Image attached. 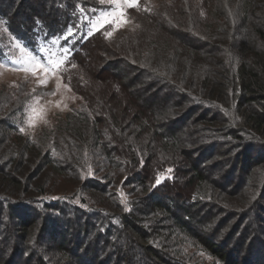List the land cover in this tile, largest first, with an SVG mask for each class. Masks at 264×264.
<instances>
[{
    "label": "trees",
    "instance_id": "obj_1",
    "mask_svg": "<svg viewBox=\"0 0 264 264\" xmlns=\"http://www.w3.org/2000/svg\"><path fill=\"white\" fill-rule=\"evenodd\" d=\"M24 1L0 0L1 24L32 51L69 44L70 80L89 84L92 49L115 44L141 84L116 105L93 87L91 105L34 134L0 90V264H129L126 246L149 264H264V0H187L182 28L139 0L154 33L123 49L126 31L87 33L91 0H40L15 23ZM42 170L80 198L45 196Z\"/></svg>",
    "mask_w": 264,
    "mask_h": 264
},
{
    "label": "rangeland",
    "instance_id": "obj_2",
    "mask_svg": "<svg viewBox=\"0 0 264 264\" xmlns=\"http://www.w3.org/2000/svg\"><path fill=\"white\" fill-rule=\"evenodd\" d=\"M91 1H93V3L95 2L96 6H90L88 8L85 7V18L89 21V24H87L86 27L87 33L99 28H105L107 30L106 33H111V35H115L119 31H126L130 33V35L127 36L128 39H124L125 41H122L121 45H123L124 42L129 43L130 40L138 42V35L141 32L143 35L154 33L152 28L148 29V31L146 29L147 27H151L147 22L148 20L145 18L146 15L137 10H133V7H127L126 5H123L121 0ZM146 1L155 6L157 15L161 16L166 14L175 19L178 25L181 23L180 20L182 19L183 15L177 17L176 14L186 11L185 8L183 9L182 4H184L187 0ZM41 4L42 2H40V0L24 1L20 6L17 15L15 16V23H19L21 20H23L25 18L26 12L38 9ZM120 7H122V10L125 13L123 18H117L115 23L105 22L103 23V27L93 26L96 24L98 19L102 20L104 17H108L111 20L113 18V14H115L116 17H119ZM157 15H154V17ZM164 31L165 30L161 32ZM163 35L165 34H162V36ZM0 43L7 52L4 53L3 56H0V90H10L9 95L11 97H20V99L23 101L21 103V108L17 113V115L22 118L20 131L23 129V133H38L41 129L52 126L58 117L62 118L68 112L74 111L75 109H85L84 103H87V105L88 103L89 105L93 103V99L90 98L92 97L91 95H93V87H95L97 92H99V94L102 96L103 94L104 96H106L105 94H109L111 102H115L116 105L119 101L118 97L121 96V100L127 99V95L125 94L123 96L121 92L122 88H124V91L128 93V90L130 88L132 89L133 85H136L137 83L141 84V80L130 79L131 73L134 71L126 68L124 59L119 56V54L123 53V51L117 53L119 50H117L118 48H115V44H103L102 46L98 45L96 49H92L91 57L92 60L94 59V61L93 63L88 64V66H90V70L88 72L81 71V73L84 75V79L85 77L88 78L85 79V81L89 84H83V81L80 82V84L78 80L74 82V79L70 80L68 78L71 77L70 74L72 72L66 71L64 73L62 70V65L59 69L52 71L47 63L49 60H63V58L66 56L65 49H70L69 44L59 48L58 38L43 43L39 50L32 51V49L26 46L23 42L12 37L0 22ZM124 46L125 45L119 48L123 49ZM99 53L101 55H99ZM32 57H35L36 60L40 61L44 67H35L32 62ZM30 67H35V72L31 70H24ZM45 68H49V70L45 71ZM115 71H118L120 74H122L124 80L112 76V72ZM93 75H95V77H93ZM107 86L109 89H113L108 90ZM116 86H120L119 91L116 90ZM142 94L144 97L146 96V93L143 90L139 89L138 92H136V95H139V97L145 101L146 99L143 98ZM39 174L40 177L42 176L43 180H46L45 187L48 193L45 196H72L76 200L80 198V194H74L75 186L71 179L62 176L61 174H57L54 171L46 172L43 170L36 172V174H34V178H37ZM124 187L126 188V186ZM116 189L120 191L122 200L125 201L126 198L124 195V188ZM217 215L220 217L222 216V213H217ZM15 217L17 216H12V218ZM12 218L10 217V220H12ZM231 220L232 218H228L227 222L231 224ZM5 226H8V221H5V225H0L1 237L3 235L2 233L6 229ZM226 227L222 226V228H219V237L216 238L219 239L220 236L224 235ZM45 237L46 236H44V240L46 239V241H48L47 237ZM230 242L231 243H227L225 245L226 247H224V250L230 254L231 257L243 260V255L237 252L234 249V243H232V241ZM134 249V247L129 248L127 246L124 248V252L133 253L134 255V260L129 262V264L150 263L149 260H139L137 254L139 249H135V251ZM70 254L72 256L73 251L70 252ZM73 260L78 262L74 259V257ZM244 262V260L243 262L241 261L242 264H244Z\"/></svg>",
    "mask_w": 264,
    "mask_h": 264
},
{
    "label": "snow or ice",
    "instance_id": "obj_3",
    "mask_svg": "<svg viewBox=\"0 0 264 264\" xmlns=\"http://www.w3.org/2000/svg\"><path fill=\"white\" fill-rule=\"evenodd\" d=\"M121 3L123 5H126L127 7H138V0H121ZM119 7V5H118ZM125 16L124 11L122 10V7H120L119 10V17H116L115 14H113V18L110 20L108 17H104L102 20H97L96 24L93 25L94 27H103V23L105 22H109V23H115L117 18H123ZM127 22V21H124ZM107 36H111V33H107ZM68 50L65 49V52H67ZM32 62L35 65V67H44L43 64L40 63V61L36 60L35 57H32ZM15 63V62H13ZM49 67L52 69V71H55L56 69H59L60 66L64 63V60H56V61H51L49 60L48 62ZM35 67H30V68H26L24 69L25 71L31 70L33 72H35ZM45 71H48L49 68H45ZM58 106V105H57ZM21 131H23V129H21ZM157 182L159 183V180H157Z\"/></svg>",
    "mask_w": 264,
    "mask_h": 264
}]
</instances>
